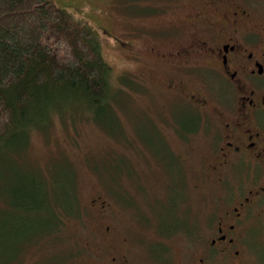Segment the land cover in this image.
<instances>
[{"label":"rangeland","instance_id":"rangeland-1","mask_svg":"<svg viewBox=\"0 0 264 264\" xmlns=\"http://www.w3.org/2000/svg\"><path fill=\"white\" fill-rule=\"evenodd\" d=\"M55 1L99 37L111 67L107 94L117 96L114 118L111 126L81 105L76 114L61 105L47 131L31 130L26 164L44 177L71 166L77 211L62 215L56 236L34 239L12 264H112V255L118 264H158L176 257L188 224L211 200L209 131L196 106L163 102L170 96L161 85L175 75L127 44L146 51L163 40L158 33L180 36L172 27L180 26L181 13L160 15L156 6L168 0ZM180 123L196 126L182 135ZM8 205L0 199V209Z\"/></svg>","mask_w":264,"mask_h":264},{"label":"flooded vegetation","instance_id":"flooded-vegetation-1","mask_svg":"<svg viewBox=\"0 0 264 264\" xmlns=\"http://www.w3.org/2000/svg\"><path fill=\"white\" fill-rule=\"evenodd\" d=\"M156 7L160 15L181 13L180 26L172 27L181 35L158 33L163 40L146 51L127 46L175 75L161 85L170 96L163 102L198 108L209 131L213 188L186 228L185 246L158 264H264V0H168ZM178 125L182 135L196 126Z\"/></svg>","mask_w":264,"mask_h":264},{"label":"trees","instance_id":"trees-1","mask_svg":"<svg viewBox=\"0 0 264 264\" xmlns=\"http://www.w3.org/2000/svg\"><path fill=\"white\" fill-rule=\"evenodd\" d=\"M110 78L99 37L55 0H0V199L9 202L0 209V264L56 236L62 215L77 211L71 166L44 177L26 164L31 130L47 131L61 105L112 126Z\"/></svg>","mask_w":264,"mask_h":264},{"label":"bare ground","instance_id":"bare-ground-1","mask_svg":"<svg viewBox=\"0 0 264 264\" xmlns=\"http://www.w3.org/2000/svg\"><path fill=\"white\" fill-rule=\"evenodd\" d=\"M184 193V192H183ZM157 201V200H156Z\"/></svg>","mask_w":264,"mask_h":264}]
</instances>
